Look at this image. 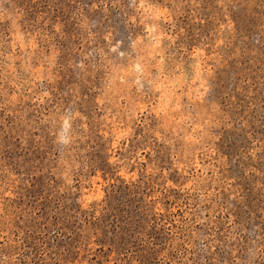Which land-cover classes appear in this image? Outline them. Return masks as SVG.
Returning <instances> with one entry per match:
<instances>
[{"label":"rangeland","instance_id":"1","mask_svg":"<svg viewBox=\"0 0 264 264\" xmlns=\"http://www.w3.org/2000/svg\"><path fill=\"white\" fill-rule=\"evenodd\" d=\"M0 264H264V0H0Z\"/></svg>","mask_w":264,"mask_h":264}]
</instances>
